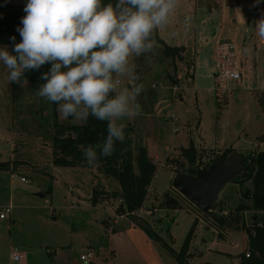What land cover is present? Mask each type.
<instances>
[{"label": "rangeland", "instance_id": "rangeland-1", "mask_svg": "<svg viewBox=\"0 0 264 264\" xmlns=\"http://www.w3.org/2000/svg\"><path fill=\"white\" fill-rule=\"evenodd\" d=\"M224 1V37L238 46L231 37L237 28L233 22L237 0ZM214 2L178 0L168 24L158 29L167 43L185 47L186 60L165 57L158 43L152 52L134 58L137 82L145 89L138 98L142 111L119 123L132 126L134 145L144 146L156 164L144 204L132 213L134 220L116 212L120 199L112 192L120 191L119 183L97 165L53 163L56 125L84 121L65 119L57 104L54 107L39 95L40 85L9 82V70L0 62V163L9 166L0 169V212L12 206L7 217L0 218V264H80V256L87 253L92 254L91 264H179L175 254L185 245L191 264H239L247 236L235 208L248 202L239 184L226 185L215 209L217 216L228 218L227 226H219L172 188L176 171L185 169L186 164H180L185 163L182 148L198 150L199 166L224 151L219 148L232 147L243 155L264 150V105L260 101L264 37L262 47L253 50L256 29L245 32L246 26H238L240 37L243 32L252 35L243 58L242 85L233 87L232 82L224 95L219 94L214 75L219 70L217 52L214 59L213 46L205 47L199 41L203 30L216 28L222 14L215 7L220 0ZM189 15L191 25L185 28ZM251 15L258 26L264 19V6ZM4 47L11 52L9 45H0ZM190 70L193 80L186 79L192 78ZM177 74L184 80L176 79ZM121 79L122 86H127L128 78ZM96 191L99 195L94 201ZM166 195L177 200L178 207H165ZM254 213L246 209L238 214L250 224ZM14 249L23 255L20 262L11 259Z\"/></svg>", "mask_w": 264, "mask_h": 264}, {"label": "clouds", "instance_id": "clouds-1", "mask_svg": "<svg viewBox=\"0 0 264 264\" xmlns=\"http://www.w3.org/2000/svg\"><path fill=\"white\" fill-rule=\"evenodd\" d=\"M260 0H254L257 6ZM178 0H27L18 27L21 40L12 52L0 48V62L9 70V82H21L25 71L51 67L42 74L38 93L59 106L67 119L107 122L103 143L83 150L88 164L110 157L116 142L125 138L124 118L141 114L134 58L156 47L155 34L168 24ZM192 17L186 16L185 28ZM264 37V19L258 24ZM175 35V34H173ZM15 41V37H10ZM14 53V54H13ZM127 77V86H122ZM99 149V152L97 151Z\"/></svg>", "mask_w": 264, "mask_h": 264}, {"label": "trees", "instance_id": "trees-1", "mask_svg": "<svg viewBox=\"0 0 264 264\" xmlns=\"http://www.w3.org/2000/svg\"><path fill=\"white\" fill-rule=\"evenodd\" d=\"M110 0H102L106 4ZM115 3L116 0H111ZM26 3L11 2L10 0H0V45H9L11 52L14 43L21 40L17 31L18 27H22L21 18L25 15L24 7ZM15 37L12 41L10 37ZM156 43L162 47L165 57L172 60L182 59L181 52L184 50L182 46L168 45L156 32ZM14 54V53H13ZM51 67L50 63H46L38 70H27L22 78L23 81L41 85L45 83L41 76L48 72ZM260 101L264 105V94H261ZM54 107L56 104L54 103ZM57 129L52 138L53 163L60 166H80L91 167L97 165L102 172L109 177L114 178L120 186L119 192H112V195L120 199L117 213L127 214L132 220V213L142 208L148 187L152 181L156 164L152 162L145 151L144 146L134 145L132 133L133 128L130 124L124 128V141L116 142L115 151L110 157H102L97 163L88 164L83 150L88 145L95 146L103 143L107 136V122L100 121L94 117H89L86 122L81 125H56ZM99 152V149H97ZM235 152L233 149L226 148L223 152L211 159L210 162L204 164L208 166L211 162L224 158L230 153ZM241 154V153H240ZM181 158L186 164L183 172L195 174L199 164L198 152L193 146L181 149ZM243 164L245 167L244 178L237 182L241 189L242 196L248 201L240 203L236 206V219H241V225L247 236V249L239 255V264H264V150L255 151L243 155ZM178 163V160L174 159ZM8 163H0V169H7ZM177 172V171H176ZM99 192L93 194V200L98 197ZM167 208L178 207L177 200L169 196H165L163 201ZM221 204L217 203L216 208ZM246 209H251L257 213L252 216L250 224H246L244 219L238 213ZM239 215V216H238ZM219 226H227L228 218L219 216ZM231 223H228V226ZM236 225V224H234ZM145 229L146 226L141 224ZM149 231V229H147ZM150 232V231H149ZM186 246V245H185ZM183 246L179 253L175 254L179 264H191L186 256L187 247ZM248 254V256H247Z\"/></svg>", "mask_w": 264, "mask_h": 264}, {"label": "water", "instance_id": "water-1", "mask_svg": "<svg viewBox=\"0 0 264 264\" xmlns=\"http://www.w3.org/2000/svg\"><path fill=\"white\" fill-rule=\"evenodd\" d=\"M245 167L239 152L199 166L195 174L177 171L172 178V188L186 198L195 208L220 222L215 209L223 189L228 184L244 178Z\"/></svg>", "mask_w": 264, "mask_h": 264}, {"label": "crops", "instance_id": "crops-1", "mask_svg": "<svg viewBox=\"0 0 264 264\" xmlns=\"http://www.w3.org/2000/svg\"><path fill=\"white\" fill-rule=\"evenodd\" d=\"M217 2H218V0L217 1L215 0L214 3H217ZM253 4H254V0H237V7L233 9V13H237L236 17L233 19V22L236 23L237 28L234 30V33L231 37L235 38L238 41V46H236V44H235V46H236L238 59L241 62V70L243 73H245V69H242L243 68V65H242L243 64V58H244V56L247 55L246 51L250 48V46H251L250 40H252V37H251L252 35H249V37H247V35H245V32H249L250 30L256 29L253 32L254 34H256V38H257L256 41L254 40L255 44L253 45V50H257V49H260V47H262L261 42L263 40V37L261 38V40H259V38L261 36L259 35V32L257 31L258 27H257V24L255 23V20L253 19L254 17L251 15V12L257 10L259 6L263 7L264 1L260 0V3L257 6H253ZM215 7L218 9V12L221 11V13H222L218 19V23H217L216 28H214L213 31H211V28L208 31L203 30L199 35V41L205 47L208 45L213 46L212 54H214V59H215V52H216V45L217 44H219V43H232L230 41V39H228L227 37H224V28L226 25V23L224 22L226 2L224 0H220V3L218 5L216 4ZM229 9H231V7ZM239 25L244 26V27L246 26V31L243 32L241 37H240V34L238 32V28H239L238 26ZM157 32L159 34V30ZM159 36H160V34H159ZM167 44L170 45L169 43H167ZM171 46H176V45H171ZM182 47H184V46H182ZM181 54L183 56V60H186L184 50L181 52ZM245 60H247V59L245 58ZM192 68H194L193 65H192ZM193 78H194V72H192V78H189V79L193 80ZM233 83H234L233 87H239L240 85H242V77L239 81L233 82ZM153 84L154 83H152V85ZM260 93H262V92H260ZM151 98H152V96H151ZM257 100H258V98H257ZM227 148L233 149L232 147H227ZM219 149L225 150L226 148H219ZM255 151H258V150H255ZM255 151H253V152H255ZM197 152H198V150H197ZM236 152H239V151L236 150Z\"/></svg>", "mask_w": 264, "mask_h": 264}, {"label": "built area", "instance_id": "built-area-1", "mask_svg": "<svg viewBox=\"0 0 264 264\" xmlns=\"http://www.w3.org/2000/svg\"><path fill=\"white\" fill-rule=\"evenodd\" d=\"M216 52L219 64V70L215 73L216 90L219 94L224 95V90L226 89L227 84L230 85V83L237 82L241 79V62L238 59L234 42L217 44ZM190 73L192 74V70H190ZM181 78L184 80V76L182 77V75L180 74L176 75V79L179 80ZM186 79H189V77H187ZM155 86V84L152 85V87ZM172 86L173 90L177 92L179 85L175 83V85ZM262 89H264V85L262 86ZM24 180L25 179L21 177V181ZM11 209V205L5 206L4 210H1L0 212V218L5 219L7 215L11 212ZM22 257V253L18 252L16 249L11 250V259L13 261L20 262ZM91 257V253L82 254L80 256V264H91Z\"/></svg>", "mask_w": 264, "mask_h": 264}]
</instances>
